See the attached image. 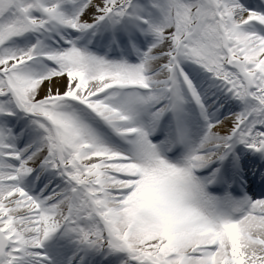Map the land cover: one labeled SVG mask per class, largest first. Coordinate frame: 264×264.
Segmentation results:
<instances>
[{
    "label": "snow or ice",
    "instance_id": "6c2138e0",
    "mask_svg": "<svg viewBox=\"0 0 264 264\" xmlns=\"http://www.w3.org/2000/svg\"><path fill=\"white\" fill-rule=\"evenodd\" d=\"M0 264H264V0H0Z\"/></svg>",
    "mask_w": 264,
    "mask_h": 264
}]
</instances>
